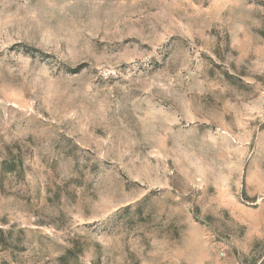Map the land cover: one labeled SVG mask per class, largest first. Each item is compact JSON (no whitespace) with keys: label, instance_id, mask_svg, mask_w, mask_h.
Returning <instances> with one entry per match:
<instances>
[{"label":"rangeland","instance_id":"obj_1","mask_svg":"<svg viewBox=\"0 0 264 264\" xmlns=\"http://www.w3.org/2000/svg\"><path fill=\"white\" fill-rule=\"evenodd\" d=\"M0 264H264V0H0Z\"/></svg>","mask_w":264,"mask_h":264}]
</instances>
